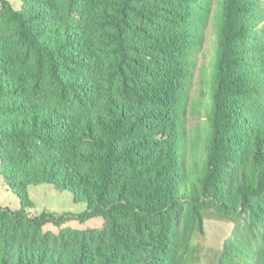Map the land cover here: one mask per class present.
<instances>
[{"label":"trees","instance_id":"trees-1","mask_svg":"<svg viewBox=\"0 0 264 264\" xmlns=\"http://www.w3.org/2000/svg\"><path fill=\"white\" fill-rule=\"evenodd\" d=\"M19 1L0 0V177L86 210L0 206V264H196L208 217L233 224L217 264H264V0Z\"/></svg>","mask_w":264,"mask_h":264},{"label":"rangeland","instance_id":"rangeland-1","mask_svg":"<svg viewBox=\"0 0 264 264\" xmlns=\"http://www.w3.org/2000/svg\"><path fill=\"white\" fill-rule=\"evenodd\" d=\"M216 0H213V7ZM13 3L19 7V0H13ZM215 34L212 22L208 23L204 31L201 49L196 53L195 66L190 82L191 98L197 97L199 94L198 85L201 78L202 67L210 68V63L214 55ZM187 128H191L195 124V118L189 112L187 114ZM29 203L28 208L30 216L40 215L42 212L54 214L72 213L80 214L86 210L85 202H75L73 196L68 191H58L49 184L28 186L21 196V199L11 192V189L4 184L0 177V206L17 209L21 203ZM103 224V218L97 217L88 220L84 224L76 221H70L65 225L75 228H100ZM46 230L57 232L58 228L52 224L45 226ZM233 224L225 221L208 217L204 221V234L196 238V242L200 246V256L196 264H217L218 256L221 252L223 243L231 236Z\"/></svg>","mask_w":264,"mask_h":264}]
</instances>
